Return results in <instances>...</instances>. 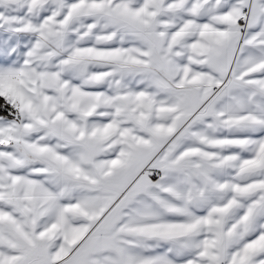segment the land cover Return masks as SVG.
<instances>
[{
  "label": "snow or ice",
  "instance_id": "snow-or-ice-1",
  "mask_svg": "<svg viewBox=\"0 0 264 264\" xmlns=\"http://www.w3.org/2000/svg\"><path fill=\"white\" fill-rule=\"evenodd\" d=\"M0 264H264V0H0Z\"/></svg>",
  "mask_w": 264,
  "mask_h": 264
}]
</instances>
